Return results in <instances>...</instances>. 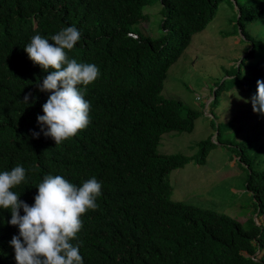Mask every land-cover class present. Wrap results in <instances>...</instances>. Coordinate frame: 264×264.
I'll return each mask as SVG.
<instances>
[{"label":"trees","instance_id":"1","mask_svg":"<svg viewBox=\"0 0 264 264\" xmlns=\"http://www.w3.org/2000/svg\"><path fill=\"white\" fill-rule=\"evenodd\" d=\"M151 1L0 0V172L17 164L26 169L25 181L12 191L30 206L46 175H60L78 187L91 177L101 182L99 207L81 217L78 239L71 241L79 245L83 264H264V226L249 218L245 226L246 221L172 199L168 174L188 159L158 151L165 132H189L196 117L180 100L161 96L166 71L221 0H157L161 18L155 37L140 32V24L150 21L143 6ZM232 2L235 30L250 44L244 58L256 50L246 73L257 83L264 80V40L252 42L247 26L264 17V0ZM69 26L81 39L65 50L68 57L95 64L100 75L84 96L90 102L89 126L56 146L37 122L50 93L36 85L48 73L33 64L24 47L34 35L50 40ZM243 60L233 68L236 77ZM260 154L256 163L247 152L236 154L247 170L244 188L257 215L264 214ZM10 219V211L0 209V264H16L10 241L19 229ZM256 250L261 254L254 260Z\"/></svg>","mask_w":264,"mask_h":264},{"label":"rangeland","instance_id":"2","mask_svg":"<svg viewBox=\"0 0 264 264\" xmlns=\"http://www.w3.org/2000/svg\"><path fill=\"white\" fill-rule=\"evenodd\" d=\"M157 3L151 1L142 9L150 21L140 24V32L152 37L158 34L161 18ZM234 11L232 0L218 2L213 17L192 34L188 45L168 67L161 96L180 100L184 109L196 112V117L189 132H165L158 151L180 153L188 159L168 174L172 199L224 213L241 224L249 218L254 225L264 226V214L256 216L253 211L252 198L244 188L247 170L236 155L241 150L254 163L258 161L255 133L260 130L264 135V115L252 110L251 97L256 94L257 83L246 73L257 57L256 50L243 60L241 74L235 76L233 68L238 60L241 63L239 57L250 44L240 40L235 30ZM247 29L252 42L263 43L264 17L249 23ZM214 85L221 89L212 99ZM204 99L210 100L208 104ZM260 155L264 157V153Z\"/></svg>","mask_w":264,"mask_h":264},{"label":"clouds","instance_id":"3","mask_svg":"<svg viewBox=\"0 0 264 264\" xmlns=\"http://www.w3.org/2000/svg\"><path fill=\"white\" fill-rule=\"evenodd\" d=\"M80 39V31L69 26L50 40L39 34L34 35L24 47L33 64L48 73L43 82L36 85L41 92L50 93L42 106L44 114L37 116V122L44 136L51 137L56 146L75 137L91 122L90 102L84 96L87 86L100 75V69L95 64L70 59L65 51L72 50ZM239 58L246 60L244 53ZM213 87L212 96L210 94L212 99L216 86ZM29 96H25V101ZM209 101L204 99L206 104ZM251 105L253 112L264 115V80H257ZM39 135V132L33 133L34 137L38 138ZM259 140L264 143L262 133ZM25 178L26 169L19 164L10 171L0 172V209L10 211L9 223L19 229V235H14L10 241L16 264H83L79 245L71 241L78 239L77 234L83 226L81 217L88 210L99 207L96 199L101 195V182L91 177L78 187L60 175H46L35 186L38 192L34 204L30 206L20 199V194L12 191ZM21 209L23 215L20 214ZM258 252L261 254L256 250L250 257L257 260L260 256L256 258Z\"/></svg>","mask_w":264,"mask_h":264}]
</instances>
